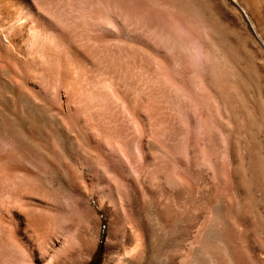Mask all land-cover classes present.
Listing matches in <instances>:
<instances>
[{
  "label": "rangeland",
  "instance_id": "374dc122",
  "mask_svg": "<svg viewBox=\"0 0 264 264\" xmlns=\"http://www.w3.org/2000/svg\"><path fill=\"white\" fill-rule=\"evenodd\" d=\"M45 1L51 6L40 11L35 0H0V55L19 60L32 81V101L41 110L65 103L71 114L80 115L105 156L92 162L100 173L91 175L86 188L59 196L73 208L54 211L48 232L39 237L24 221L27 213L20 212L18 203L46 193L23 177L14 184L4 180V170L19 164L21 156L10 150L12 142L0 127V158L5 156L0 160V239L6 225L15 226L20 243L34 249L38 258L49 253L53 264L70 261L82 243L92 241L91 251L78 264H105L108 258L119 264L125 248L132 250L139 236L144 240L150 218L166 241V227L177 221L184 246L194 241L198 225L222 233L211 211L219 203L224 208L230 153L237 177L248 183L252 213L264 215V206L257 203L255 176L257 167L264 176V34L257 38L251 26L264 30V0H236L238 6L232 0H184L180 18L165 15L161 4L146 0ZM79 17L85 19L82 26L76 25ZM64 23L103 36L109 54L130 57L128 69L112 70L100 62L94 66L83 58L59 100L58 71L48 57L53 34ZM208 48L223 79L238 81L258 101L254 113L244 106L235 120L226 115L224 97L207 82ZM237 90L235 96L244 104L245 93ZM8 100L19 114L22 108ZM121 164L128 171L124 176L118 173ZM56 200L51 197L53 203ZM186 253L182 252L185 264ZM4 258L0 264H9ZM205 258L213 264L210 256Z\"/></svg>",
  "mask_w": 264,
  "mask_h": 264
},
{
  "label": "bare ground",
  "instance_id": "6f19581e",
  "mask_svg": "<svg viewBox=\"0 0 264 264\" xmlns=\"http://www.w3.org/2000/svg\"><path fill=\"white\" fill-rule=\"evenodd\" d=\"M35 1L36 8L40 11L48 5L51 6V3L45 0ZM146 1L161 4L162 12L166 13L165 15L173 16V18L181 17V14H179L180 6L184 0ZM232 2L238 6L236 0H232ZM253 4L256 5V3ZM244 15L250 22L245 12ZM77 19L78 23L76 25L82 26L84 18L79 17ZM255 20H258V18L256 17ZM256 24L258 23L256 22ZM63 25L65 26L62 30L53 34V46L48 57V60L58 71L56 74V86L59 100L64 97L65 89L70 85L73 76L76 74L75 71L83 58L90 59L94 66L95 62H100L102 66L105 65L108 69H122L123 71L128 69L130 57L127 55L117 57L109 54L105 45L106 40L103 36L91 33L89 32L90 30H85L82 27L75 28L71 26V23H64ZM251 26L257 38L263 36V29L259 28L258 32L253 25ZM18 61L17 58L11 61L0 55V62L3 64L0 69V127L6 131L12 142L9 147L11 148L10 150H15L21 156V162L14 166H7L2 176L10 184L19 180L18 178H26L46 193H42L39 198H32L30 195L31 198H26L18 203L22 207L19 209L21 213L26 210L27 215L24 216V221L38 234L37 236H42L48 232L47 229H49L54 211L61 213L73 208L71 203L67 202L65 198L59 201V196L63 195L64 197V195L69 193L81 192L82 189L86 188L88 181H91V175L95 171L100 173V170H96V165L92 162L94 159L104 158L105 155L99 148L97 138L83 126L80 115L71 114L70 109L64 105L65 103L63 105L50 104L48 108L46 107V111L35 105L32 101L33 97H35L34 89L32 90L31 88L32 81L24 74ZM231 61L236 68H239L235 59ZM204 62L208 85L217 96L221 95L224 97L222 99L223 107L231 121L235 120L238 110L241 108L245 110L244 106L247 111L250 110L252 113L257 110L258 101L246 92L241 83L235 81V85L233 82H229L227 78L226 80L223 79L224 74L216 62V57L209 48ZM226 81L231 84V88L226 86L228 85ZM224 83L226 85H223ZM225 88L227 89L226 93ZM237 88L240 91L242 89L243 91L241 92L245 93L244 97L242 96L245 98V105L235 96V90L238 91ZM8 98L16 101L22 108L19 114L13 111ZM262 107L264 108L263 102H261ZM151 148L155 149L153 145ZM252 149L254 156H257L256 148ZM113 152V154H116L115 150ZM2 157L5 158V156ZM228 159L231 163L227 165L224 208L220 203L211 205L212 215L215 216L219 222L218 224L221 225L222 233H213L211 230L201 229L202 227L198 225L200 230H198L196 238L193 242L184 246L180 239L181 235L177 221L174 220L170 226L166 227L169 234V239L166 241L161 238V228H158L156 221L153 222L150 218L144 240H141L139 236L136 238L137 242L132 250H129V247L125 248L119 264H183L182 252L184 250H187L186 258L189 257V260H186V264H211L206 260L205 256H210L213 264H264V215L252 213L249 191H247L248 183L245 181V177H237L238 171L234 167L233 153H230ZM250 159L253 160V156ZM118 160L115 159L114 162ZM240 160L242 162V159ZM108 164L112 167L110 162ZM117 169L122 176H124V173H128L122 164ZM141 171L140 173L143 175L145 173V163H143ZM261 172H263L262 168L259 170L257 167L255 174L257 183H255L257 184L258 192L257 203L259 206H264V176ZM58 190H61L62 193L58 192ZM110 195L113 199L115 194L112 192ZM51 197H56L57 200L53 203ZM21 221L17 225L18 228H20ZM5 229L3 232L4 236L0 239V258L5 257L4 259L9 264H34V262L38 264H53L49 253H45L42 258H38L34 249H30L31 247L27 248L21 244L15 226L6 225ZM92 247V241L82 243L79 249L75 250L73 258L64 264H78L84 255L91 251ZM108 247L111 248L112 245ZM105 264H112L111 258H108Z\"/></svg>",
  "mask_w": 264,
  "mask_h": 264
},
{
  "label": "trees",
  "instance_id": "16d2710c",
  "mask_svg": "<svg viewBox=\"0 0 264 264\" xmlns=\"http://www.w3.org/2000/svg\"><path fill=\"white\" fill-rule=\"evenodd\" d=\"M103 234H104V223L102 222V232H101L102 238H103ZM101 247H102V242L100 241L98 249H101ZM89 264H93V261H91ZM99 264H101V262Z\"/></svg>",
  "mask_w": 264,
  "mask_h": 264
}]
</instances>
